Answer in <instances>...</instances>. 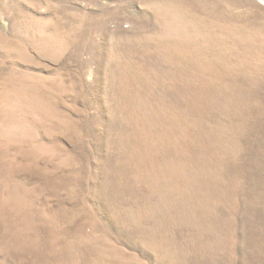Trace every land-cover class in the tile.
Here are the masks:
<instances>
[{
	"label": "rangeland",
	"instance_id": "1",
	"mask_svg": "<svg viewBox=\"0 0 264 264\" xmlns=\"http://www.w3.org/2000/svg\"><path fill=\"white\" fill-rule=\"evenodd\" d=\"M0 264H264V0H0Z\"/></svg>",
	"mask_w": 264,
	"mask_h": 264
}]
</instances>
